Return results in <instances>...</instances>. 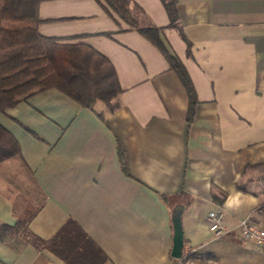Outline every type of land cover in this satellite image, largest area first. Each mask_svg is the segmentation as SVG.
Returning <instances> with one entry per match:
<instances>
[{
	"label": "crops",
	"instance_id": "crops-1",
	"mask_svg": "<svg viewBox=\"0 0 264 264\" xmlns=\"http://www.w3.org/2000/svg\"><path fill=\"white\" fill-rule=\"evenodd\" d=\"M133 1L186 67L194 116L166 55L138 29L99 0H42L39 33L105 55L119 104L84 107L53 87L0 112L19 146L0 162V226L29 219L49 239L74 220L101 264H264V251L238 233L245 218L264 226V0H176V25L162 0ZM214 209L228 234L209 230ZM0 264L63 260L0 238Z\"/></svg>",
	"mask_w": 264,
	"mask_h": 264
},
{
	"label": "trees",
	"instance_id": "trees-1",
	"mask_svg": "<svg viewBox=\"0 0 264 264\" xmlns=\"http://www.w3.org/2000/svg\"><path fill=\"white\" fill-rule=\"evenodd\" d=\"M41 1L0 0V112L53 87L84 107L93 109L97 102H103L115 109L121 87L111 61L89 44L61 42L41 35L38 31ZM99 1L111 15L138 29L164 52L187 89L191 119L197 103L196 90L186 67L169 47L161 29L152 24L133 0ZM162 2L170 25H176V0ZM18 153L17 140L0 123V162ZM28 220H19L13 228L2 224L0 238L16 248L31 243L39 249H48L59 256L63 264H101L105 260L102 250L74 220H68L49 239L32 233Z\"/></svg>",
	"mask_w": 264,
	"mask_h": 264
},
{
	"label": "built area",
	"instance_id": "built-area-1",
	"mask_svg": "<svg viewBox=\"0 0 264 264\" xmlns=\"http://www.w3.org/2000/svg\"><path fill=\"white\" fill-rule=\"evenodd\" d=\"M225 213L221 209L210 210L206 216L209 230L215 236H223L229 233V228L224 224ZM238 233L243 240L251 241L264 251V226L245 218L240 221Z\"/></svg>",
	"mask_w": 264,
	"mask_h": 264
},
{
	"label": "water",
	"instance_id": "water-1",
	"mask_svg": "<svg viewBox=\"0 0 264 264\" xmlns=\"http://www.w3.org/2000/svg\"><path fill=\"white\" fill-rule=\"evenodd\" d=\"M174 228H175V235H174V249L173 254L176 257L181 256V249L184 246V238H183V231L181 227V222L179 217L174 219Z\"/></svg>",
	"mask_w": 264,
	"mask_h": 264
}]
</instances>
